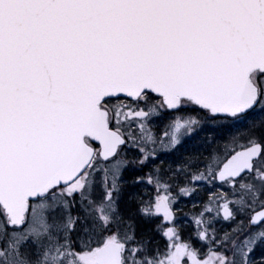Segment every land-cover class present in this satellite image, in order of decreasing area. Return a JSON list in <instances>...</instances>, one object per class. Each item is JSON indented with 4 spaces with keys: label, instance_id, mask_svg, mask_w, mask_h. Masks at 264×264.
I'll return each instance as SVG.
<instances>
[{
    "label": "snow or ice",
    "instance_id": "obj_1",
    "mask_svg": "<svg viewBox=\"0 0 264 264\" xmlns=\"http://www.w3.org/2000/svg\"><path fill=\"white\" fill-rule=\"evenodd\" d=\"M0 264H264V0H0Z\"/></svg>",
    "mask_w": 264,
    "mask_h": 264
}]
</instances>
